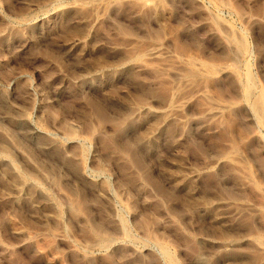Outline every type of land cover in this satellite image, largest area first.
Masks as SVG:
<instances>
[{
  "label": "rangeland",
  "instance_id": "obj_1",
  "mask_svg": "<svg viewBox=\"0 0 264 264\" xmlns=\"http://www.w3.org/2000/svg\"><path fill=\"white\" fill-rule=\"evenodd\" d=\"M0 264H264V0H0Z\"/></svg>",
  "mask_w": 264,
  "mask_h": 264
}]
</instances>
